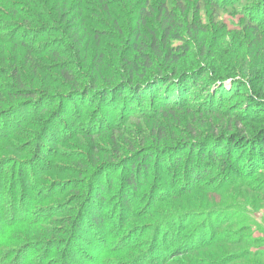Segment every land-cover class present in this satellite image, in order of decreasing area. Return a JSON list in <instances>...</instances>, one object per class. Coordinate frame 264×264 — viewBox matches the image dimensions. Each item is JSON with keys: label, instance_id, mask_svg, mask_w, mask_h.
Wrapping results in <instances>:
<instances>
[{"label": "rangeland", "instance_id": "1", "mask_svg": "<svg viewBox=\"0 0 264 264\" xmlns=\"http://www.w3.org/2000/svg\"><path fill=\"white\" fill-rule=\"evenodd\" d=\"M62 2L0 0V264H264V167L245 171L242 151L233 152L230 165L219 152L222 139L264 129L255 117L264 115V0L221 7L207 0H135L138 13L111 10L122 20L129 16L120 35L102 14L79 33L81 67L72 61L69 19L55 24L64 31L37 36L55 26L43 17L49 8L57 17ZM164 2L178 24L169 44L179 69L195 77L188 84L192 113L149 111L147 102V109L124 114L123 97L93 100V87L110 96L117 90L107 84L118 79L114 62L121 53L136 77L152 71L145 67L155 60L146 59L149 50H133L147 42L146 32L129 47L123 39L142 15H148L143 27H158ZM255 11L262 16L252 19ZM249 19L262 22L261 31L254 33ZM183 25L197 28L195 38ZM96 31L109 35L108 46L95 47ZM203 41L209 52L199 56ZM40 47L57 55L40 54ZM218 88L222 118L200 110L205 91ZM223 91L232 92L221 104ZM249 92L260 95L261 112L254 115L247 112ZM133 174L136 187L127 180Z\"/></svg>", "mask_w": 264, "mask_h": 264}, {"label": "trees", "instance_id": "2", "mask_svg": "<svg viewBox=\"0 0 264 264\" xmlns=\"http://www.w3.org/2000/svg\"><path fill=\"white\" fill-rule=\"evenodd\" d=\"M69 0H63L62 5H57L55 12L57 15L52 14V8H49V11L47 13V16L44 15L43 18L47 20L50 24L55 25L57 22H60L62 25L66 24L67 21V28L69 30H72L73 36H74V41L71 42L70 48H71V53L73 56V62L76 61L78 65L81 67L83 64V60L81 59V49L84 48L82 39H79V33L81 31L86 30L87 24L90 22H98L99 18L96 16L98 14H102L103 16L106 17L107 20H110L113 23V26L115 28V31L117 33V36L120 35V30L124 31L126 28L125 22L129 19V16H127L126 19L122 20L120 17V14L115 13L112 14L111 10H114L115 12L119 11H125L123 13L124 15H129L133 13H138L140 9L138 8L137 4H134L133 2L135 0H128L123 2L122 0H72L70 4H68ZM238 1V0H235ZM208 3H210L212 6H220V2L224 3L223 5H226V3H229L228 0H207ZM233 2H230L229 4H233ZM35 1L32 2V5L35 6ZM235 5V4H234ZM177 6V5H176ZM198 6V5H197ZM199 7V6H198ZM221 7V6H220ZM168 6L166 3H162L160 5L159 10L157 11V14L155 16V20L158 23V27L156 28H145L142 25L143 20L148 18L147 16L142 15L139 17V22L138 24L133 23L131 26H136L134 29L131 31H128V35L124 40V43L126 46H131L132 40H137L140 38V36L144 35V31L146 32V36L148 37L147 42H143L142 45L138 46L133 45V50H137V53H142L146 54L147 49L149 50V53L146 57V59H151L154 58L155 60L150 63L149 60H146V66L148 67L147 70L151 69L152 71H141L139 73V77L135 76V68L133 65L130 64L129 59L127 56L121 55L119 58L116 57L115 62H114V67H115V74H116V82H113L112 84H107L110 86L111 90H116L112 95H108L110 92L108 90H98L95 87H93V90L95 89L96 94L93 96V100L96 98V95L101 94L100 97L98 98L102 102H107L108 100H112V103L115 102V99H120L123 97V101L121 103V111L122 113L125 114L127 111H132L133 109H147L146 104L147 102H150L153 104L152 108L147 109L149 111H162V112H168L175 113L176 111L182 112L186 111L188 113H192L193 107H195V104H191L192 101V96L190 97V89H193V87L190 88L188 87V84L190 85V81L193 80L195 82V77L190 78L189 75L187 76L186 71L179 69L180 68V63H179V58L175 56L173 52V47L170 46L169 42L172 40L173 36L176 34L177 28V22L175 21V18L173 17L172 13L169 12L167 9ZM128 9V12L126 11ZM256 9V8H255ZM254 9V10H255ZM253 10V11H254ZM259 11H255L251 13V18L254 19V16H262L258 15ZM96 13V14H93ZM143 13V11H142ZM151 14V13H150ZM22 15V14H21ZM185 22L188 20V16L184 19ZM56 21V22H55ZM147 24V21H145ZM248 25L249 28L254 31V33L261 31L260 28H263L262 22H256L255 24L251 22L249 19ZM54 26L53 28H47V26H44V29H42V34L38 32L39 38L42 40L45 35L51 36L55 34V30H58L60 32L64 31L62 26ZM187 24V23H186ZM140 25V27H138ZM130 23L128 22L127 28L131 27ZM147 26H149L147 24ZM150 27V26H149ZM186 27L189 30V33L192 37L195 38L197 34V28H193L191 25L190 27L188 26H182ZM252 27V28H251ZM80 28V31L77 29ZM93 34V33H92ZM96 37L98 40L95 43V47L100 48L103 44H106L104 42V39L109 37V35L100 33L99 31H96L95 33ZM132 35H134V39L132 38ZM120 40V39H118ZM16 42H18L16 40ZM35 43H37L36 39L34 40ZM122 42V40H121ZM28 45V44H27ZM31 45V43L29 44ZM106 46H108L106 44ZM31 47V46H30ZM49 48V49H46ZM107 47H102V51L99 53L96 52V60L95 62L97 63V60L99 58L103 59V55H105V50ZM181 48V47H180ZM211 48V45H210ZM209 48L207 49L206 41H203L199 50H198V55L199 56H205L208 54ZM40 54L43 53H49V54H56L57 51L53 49V47H44L41 48L40 50L37 51ZM85 52L87 53L88 50L86 49ZM174 55V56H173ZM213 55V54H212ZM211 55V57H212ZM209 56V55H208ZM214 56V55H213ZM70 61H63L60 63V65L63 64H68ZM153 65H157L158 67H155ZM181 66H183L181 64ZM200 67V66H198ZM157 68V69H156ZM182 68V67H181ZM63 74L66 78L69 79V73L66 74V70H63ZM148 72V73H147ZM211 71L207 69V74L205 79L207 82L210 84H213L214 81H212L213 76L212 73L210 74ZM214 72V71H213ZM147 73V74H146ZM146 74V75H145ZM204 75V74H203ZM201 75V76H203ZM144 77V78H143ZM143 78V80H142ZM221 79V78H220ZM146 85V86H145ZM194 86V85H193ZM233 89V88H232ZM231 89V90H232ZM197 89H195L196 91ZM28 90H24L26 92ZM221 92V89H215L214 92H212L210 89L205 91V102L201 101L202 108L200 109L203 111L205 114L208 115H215L217 114L218 117L222 118L221 112H225L224 109H218L217 110V105H216V99L218 98V94ZM232 92V91H230ZM230 92H224L219 95V99L221 104L224 103L227 100V95ZM264 94V93H262ZM260 95H255L251 94L250 92L247 95L246 103L249 105L248 108V114L254 115V111L257 112L260 111V105L257 103L259 102ZM91 100V99H90ZM197 101L196 105L200 103V97L195 99ZM222 100H225L222 102ZM111 103V104H112ZM164 106L160 107H155L154 104H165ZM252 103H255L253 106H251ZM144 108V109H143ZM261 110H264L262 108ZM218 112V113H217ZM255 117L262 123H264V115L259 116L258 114L255 113ZM7 124L10 125V121H7ZM4 128V127H3ZM226 138V137H225ZM230 140V141H229ZM176 142V140L174 141ZM222 142L224 144L221 145L219 152H225L227 153V156H229L226 160V163L230 165V160L234 156V151L236 152L242 151V158L247 157V161H249L248 168L245 169V171L253 170L255 169L257 172L264 167V129L261 130H255V134L253 136H245L243 133H238L235 134L234 136L228 137L227 139H222ZM254 142V143H253ZM224 150V151H223ZM224 153V154H225ZM152 154L150 155L149 158H151ZM148 158H146L147 160ZM230 159V160H229ZM243 160V159H241ZM240 160V161H241ZM235 161L236 167H238V158ZM149 164V163H148ZM240 166H242L240 164ZM239 166V167H240ZM190 167L193 169V175L198 173L199 171L194 170L193 164L190 165ZM227 167V166H226ZM242 168H244L242 166ZM246 168V167H245ZM148 169V167H146ZM199 170V169H198ZM135 174L130 175L128 177V184L131 187H136V181L133 178ZM199 175V174H197ZM23 210V209H22ZM24 217L27 218L28 215L27 213L24 214ZM217 216H215V219ZM214 219V220H215ZM212 221L213 224L215 225L216 222ZM31 221H33V218H31ZM38 221V220H37ZM36 221V222H37ZM211 222V223H212ZM73 226L77 227V223L73 222ZM2 231H4L2 229ZM161 232H163L161 230ZM171 233V231H169ZM2 234H6V232H2ZM78 238V236L76 237ZM200 239H198L197 243H199ZM187 244V243H185ZM184 244V249L188 248L185 247ZM180 246V245H179ZM193 248V246H191ZM179 248V247H178ZM177 248V249H178ZM180 249V248H179ZM41 264V263H37ZM216 264H221L216 262Z\"/></svg>", "mask_w": 264, "mask_h": 264}]
</instances>
